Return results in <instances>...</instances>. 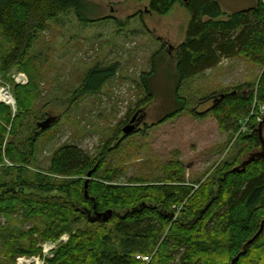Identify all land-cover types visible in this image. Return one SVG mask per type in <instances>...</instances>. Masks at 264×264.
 <instances>
[{
    "label": "trees",
    "instance_id": "16d2710c",
    "mask_svg": "<svg viewBox=\"0 0 264 264\" xmlns=\"http://www.w3.org/2000/svg\"><path fill=\"white\" fill-rule=\"evenodd\" d=\"M254 1L252 8L226 15L216 0H149L148 12L157 16L167 15L179 2L190 16L185 40L175 52L176 105L161 122L173 119L185 108L177 96L182 84L215 69L223 60L242 58L264 69V0ZM86 7L82 0H0V73L5 76L13 69L27 71L29 52L49 22L67 12L86 22L80 18ZM115 72V65L91 70L76 95L97 93ZM30 94L26 86L14 87L18 114L28 104ZM254 102L264 105V70L254 92L219 95L210 112L220 130L236 133V120L247 118ZM0 119L6 124L10 121L9 110L2 106ZM257 128L241 139V153L261 150ZM4 134L0 126V155ZM36 137L28 139L24 150L8 145L6 159L29 165ZM105 160L104 155L93 158L76 146H63L51 156L48 173L66 179L87 178L91 172V179L99 176ZM242 162L233 159L220 169L217 181L205 183L195 193L185 185L182 171L173 169L169 171L173 175L171 185L160 188L141 186L145 180L132 181L127 187L89 181L87 198L85 181L77 187V182L47 181L36 175L34 182L24 169H4L0 216L18 214L36 226L19 237H0V264H16L20 256L39 254L33 234L41 241H57L73 227L78 228L75 234L48 264H232L234 259L233 264H264V226L250 242L264 220V157L235 172L234 167ZM112 179L105 176L102 180ZM22 189L44 195L56 192L71 199L72 204L54 197H25L17 192ZM108 210L112 216L107 222H90L94 212ZM170 214H177L179 220L172 222ZM136 255L149 261L136 260Z\"/></svg>",
    "mask_w": 264,
    "mask_h": 264
},
{
    "label": "rangeland",
    "instance_id": "374dc122",
    "mask_svg": "<svg viewBox=\"0 0 264 264\" xmlns=\"http://www.w3.org/2000/svg\"><path fill=\"white\" fill-rule=\"evenodd\" d=\"M82 1L87 7L80 18L86 22L73 12L60 15L38 34L29 52L27 71L13 69L5 76L0 73V106L10 112L7 124L0 119L5 130L0 177L4 176V169H24L31 181L40 175L47 181L77 182L78 187L86 177L64 179L48 173L53 153L71 145L93 158L106 157L99 176L89 181L127 187L132 181L145 180L141 186L160 188L171 185V170L180 169L185 185L195 193L205 183L217 181L220 169L233 159L241 162L250 153L260 151L240 152L241 139L250 136L259 118L264 117V105L254 102L250 115L236 120V133L220 130L210 110L219 95L254 92L263 68L242 58L225 60L217 68L183 83L177 96L185 108L173 119L161 122L176 105L175 52L185 40L190 19L183 4L179 2L167 15L157 16L148 12L149 0ZM216 1L226 15L255 5L254 0ZM112 65L116 67L115 76L97 93L76 95L91 70ZM19 75L24 76L26 84L17 83ZM16 86H26L31 91L28 104L19 114ZM135 115L140 118L136 132L124 136L122 129ZM47 120L51 122L41 132L37 125ZM32 136H37V140L29 165L6 159L8 145L24 150ZM105 176L112 177V181L102 180ZM17 192L25 197H54L72 204L71 199L56 192ZM170 216L172 222L179 220L177 214ZM34 226L18 214L0 216V237H19ZM77 229L73 227L71 233L63 234L57 241H41L33 234L40 253L20 256L16 264H48ZM137 256L141 255L135 259ZM19 259L23 260L18 262Z\"/></svg>",
    "mask_w": 264,
    "mask_h": 264
},
{
    "label": "water",
    "instance_id": "95a60500",
    "mask_svg": "<svg viewBox=\"0 0 264 264\" xmlns=\"http://www.w3.org/2000/svg\"><path fill=\"white\" fill-rule=\"evenodd\" d=\"M222 98V96H221ZM137 115L133 116V118L130 120L129 124L126 125L123 129H122V133L124 136H128L131 133H133V131L136 130V123H135V119H136ZM51 120H47L44 123L38 124L37 127L44 131L47 126L50 124ZM263 129H264V119L258 124V134H259V138L261 141V150L258 152H254L248 155V157L241 163V165L239 167L234 168L233 170L235 172H239L240 169H242L247 163L251 162L252 160H254L255 158H259V157H264V140H263ZM91 177V172H89L87 174V180L84 183V196L85 198H87V186H88V182L89 179ZM112 216V212L110 210L104 212V213H97L94 212L93 213V217L90 220L91 223L94 222H107ZM263 226H264V220L261 222L260 225V229L258 231V233L252 238V240L250 242H252L255 238H257L259 236V234L262 232L263 230ZM236 259L233 260L232 264L234 263Z\"/></svg>",
    "mask_w": 264,
    "mask_h": 264
},
{
    "label": "built area",
    "instance_id": "2783aa9c",
    "mask_svg": "<svg viewBox=\"0 0 264 264\" xmlns=\"http://www.w3.org/2000/svg\"><path fill=\"white\" fill-rule=\"evenodd\" d=\"M17 83L18 84H21V85H24L26 84V79L24 78L23 75H19L18 78H17ZM264 119V117H260L259 120H258V123H260L262 120ZM137 260H141L143 262H148L149 261V258L148 257H143V256H137L136 257ZM23 259H19L18 262H21ZM21 264V263H20Z\"/></svg>",
    "mask_w": 264,
    "mask_h": 264
},
{
    "label": "flooded vegetation",
    "instance_id": "af4514ba",
    "mask_svg": "<svg viewBox=\"0 0 264 264\" xmlns=\"http://www.w3.org/2000/svg\"><path fill=\"white\" fill-rule=\"evenodd\" d=\"M139 122H140V118L138 117V118L135 119L136 126L139 125ZM136 130H137V129H136ZM136 130L133 131V132H136Z\"/></svg>",
    "mask_w": 264,
    "mask_h": 264
},
{
    "label": "crops",
    "instance_id": "0c3cea01",
    "mask_svg": "<svg viewBox=\"0 0 264 264\" xmlns=\"http://www.w3.org/2000/svg\"><path fill=\"white\" fill-rule=\"evenodd\" d=\"M224 61H225V60H223L222 62H224ZM222 62H221V63H222ZM221 63H220V64H221ZM220 64H219V66H220ZM217 67H218V66H217ZM217 67H216V68H217ZM209 71H210V70H209Z\"/></svg>",
    "mask_w": 264,
    "mask_h": 264
},
{
    "label": "bare ground",
    "instance_id": "6f19581e",
    "mask_svg": "<svg viewBox=\"0 0 264 264\" xmlns=\"http://www.w3.org/2000/svg\"><path fill=\"white\" fill-rule=\"evenodd\" d=\"M5 96H6V99H7V95H5ZM3 101H6V100L4 99Z\"/></svg>",
    "mask_w": 264,
    "mask_h": 264
}]
</instances>
